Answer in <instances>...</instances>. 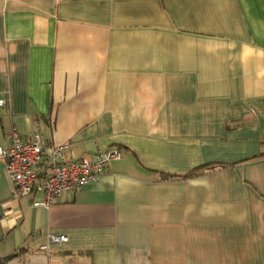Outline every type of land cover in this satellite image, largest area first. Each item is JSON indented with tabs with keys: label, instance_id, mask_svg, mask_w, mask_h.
<instances>
[{
	"label": "crops",
	"instance_id": "crops-1",
	"mask_svg": "<svg viewBox=\"0 0 264 264\" xmlns=\"http://www.w3.org/2000/svg\"><path fill=\"white\" fill-rule=\"evenodd\" d=\"M0 99L1 146L122 153L48 209L0 161V264H264V0H0Z\"/></svg>",
	"mask_w": 264,
	"mask_h": 264
},
{
	"label": "built area",
	"instance_id": "built-area-1",
	"mask_svg": "<svg viewBox=\"0 0 264 264\" xmlns=\"http://www.w3.org/2000/svg\"><path fill=\"white\" fill-rule=\"evenodd\" d=\"M5 103V99H0V106ZM6 139L8 145H0V161L4 162L12 183L13 197H31L40 191L43 200L35 201L33 205L46 209L64 193L97 181L111 161L122 157L118 149L98 150L91 158L68 157L67 144L43 142L37 129L22 140L17 129L12 127ZM46 239L40 250H47L51 244L62 245L67 236L49 232Z\"/></svg>",
	"mask_w": 264,
	"mask_h": 264
},
{
	"label": "trees",
	"instance_id": "trees-1",
	"mask_svg": "<svg viewBox=\"0 0 264 264\" xmlns=\"http://www.w3.org/2000/svg\"><path fill=\"white\" fill-rule=\"evenodd\" d=\"M208 167H212L210 165H204V166H201V167H198L196 169H193L192 171H189L183 175H181L180 177L181 178H187V177H190V176H194V175H197L199 173H202V171L205 169V168H208ZM169 176V175H167ZM10 256H8L7 258H9Z\"/></svg>",
	"mask_w": 264,
	"mask_h": 264
}]
</instances>
